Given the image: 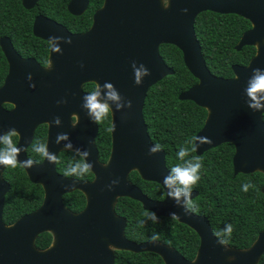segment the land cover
<instances>
[{"label": "water", "instance_id": "95a60500", "mask_svg": "<svg viewBox=\"0 0 264 264\" xmlns=\"http://www.w3.org/2000/svg\"><path fill=\"white\" fill-rule=\"evenodd\" d=\"M36 1L22 0V3L28 8ZM87 4L88 0H70L67 10L79 15ZM184 8L189 10L187 14L183 13ZM205 11L235 14L250 23L251 27L234 48L254 46L255 54L247 65H232L231 78L213 75L202 57L194 20ZM32 31L46 41L59 36L70 38L72 43L59 42L62 54L52 53L50 49L51 64L45 69L33 59L21 60L10 41L0 39L10 66L0 86V134L16 128L18 146L25 147L20 159H26L25 150L37 125L48 124L46 144L56 155L67 143L56 144V135L66 132L75 147L90 152L88 161L94 164L93 180L64 178L47 161L30 169L23 168L32 183L42 186L43 201L35 211L6 225L2 210L9 183L2 177L4 167H0V264H114V252L119 250L152 252L164 264H257L264 253V229L246 249L223 246L205 216L185 212L168 198L161 183L168 171L165 153L163 150L155 155L148 153L152 142L142 108L148 89L173 74L159 55V46H175L182 54L184 66L197 80L178 99L192 101L207 111L195 137H207L212 143L199 148L196 155L230 143L234 147L233 175L256 171L264 175L263 115L247 107L244 94L252 69L264 68V0H171L166 9L162 0H104L103 6L93 14L90 28L83 33L72 34L42 16L33 22ZM133 61L137 65L143 63L151 72L142 86L134 83ZM17 69L21 76L14 75ZM105 81L112 82L133 106L121 112H115L113 106L110 155L106 163H101L94 143L97 124L89 121L81 107L86 94L81 86L85 82L102 86ZM61 100L67 103L59 104ZM3 104L12 108L7 110ZM73 113L77 114L75 125L70 121ZM57 116L62 120L59 127L50 123ZM133 170L141 179L159 184L163 199L152 200L133 185L128 180ZM114 179H119V184L109 191L107 185ZM74 190L81 191L86 199L78 213L69 211L62 203V195ZM191 196L195 198L197 192L193 191ZM122 197L139 202L143 210L155 211L158 216L171 217L176 213L175 220L194 230L199 238L195 257L187 260L159 242L135 243L125 238L126 220L114 211L117 199ZM43 232L52 234L53 241L46 249L39 250L34 242Z\"/></svg>", "mask_w": 264, "mask_h": 264}, {"label": "trees", "instance_id": "16d2710c", "mask_svg": "<svg viewBox=\"0 0 264 264\" xmlns=\"http://www.w3.org/2000/svg\"><path fill=\"white\" fill-rule=\"evenodd\" d=\"M67 2L68 0H39L35 9L26 11L20 6L19 0H0V36H8L19 52L35 56L39 62L44 63L47 49L42 45V40L32 35V16L36 12L43 13L64 24L70 32H84L91 24L92 13L101 6L103 0H89L88 9L80 16H72L67 12ZM250 27L249 21L235 14L205 11L196 16L195 35L207 69L213 75L230 78L233 76L232 65H247L254 56V46H243L240 50L234 48L241 35ZM159 54L164 63L173 70V74L164 77L149 89L143 106V118L151 142L163 146L165 165L169 171L183 163L177 152L181 147L189 150L193 147L192 139L203 126L207 111L192 101L178 99L180 93L197 83L184 66L181 52L173 45L163 44L159 47ZM6 67L0 50V86L6 75ZM84 88L90 92L93 85L86 84ZM262 118L264 121V115ZM109 122L110 118L98 124L95 144L101 163L107 161L110 153ZM44 132L45 128L37 129L28 152L30 159H41L33 151V146L44 143ZM233 154L234 147L230 143H223L201 155L189 152L186 159L199 156L202 163L201 179L193 188L197 196L192 199L198 211L192 213L205 216L214 235L225 224L231 223L233 234L228 247L246 249L264 229V175L258 171L233 175ZM72 155L73 153L64 150L57 157L59 163L56 164V170L63 176L72 162ZM3 178L10 187L4 197L2 220L10 225L21 216L35 211L41 205L44 193L40 185L29 181L20 167H5ZM92 178L93 175L90 174L79 180L90 181ZM129 180L150 199H163L164 192L159 184L142 180L135 171L129 174ZM249 181L259 190L250 189L247 193L241 191V185ZM63 204L77 213L85 206V196L76 190L63 196ZM114 210L126 220L124 236L128 240L135 243L159 242L175 249L187 260L195 257L199 238L188 226L163 216H158V224L147 221L146 225H141L140 222L150 211L143 210L139 202L126 197L117 199ZM154 233L159 234L158 240L152 239ZM51 242L52 235L43 232L36 237L34 245L43 250ZM114 264L164 262L152 252L133 253L119 250L114 253ZM257 264H264V253Z\"/></svg>", "mask_w": 264, "mask_h": 264}, {"label": "clouds", "instance_id": "9594fccd", "mask_svg": "<svg viewBox=\"0 0 264 264\" xmlns=\"http://www.w3.org/2000/svg\"><path fill=\"white\" fill-rule=\"evenodd\" d=\"M171 0H162V5L167 8ZM183 13L187 14L189 10L187 8L182 9ZM63 40L66 44H71L70 38L51 36L48 38L49 48L52 53L62 54L63 49L60 47V41ZM83 67V65H82ZM132 70L134 75V83L137 86H142L146 77L151 75L150 70L143 64L137 65L135 61L132 62ZM32 79L31 74L28 77ZM245 104L253 112H259L264 115V68L256 67L252 69V75L247 81V86L244 89ZM59 104H66L67 100L58 101ZM113 106H115V112H121L125 108H132V101L126 100L117 89V87L109 81H105L101 86L97 83L93 86V89L86 93L82 97V109L86 112L90 122L99 124L109 119L114 113ZM51 125L59 127L62 124V120L59 116L50 122ZM264 124V121H261ZM112 130V129H110ZM19 133L16 128H10L6 132L0 134V167L10 168H24L30 169L33 166H38L41 162L47 161L49 165L55 166L59 163L55 152L49 150V147L45 143H38L33 146V151L41 157L40 160H34L30 158L20 159V155L24 152V146H18ZM61 141H66L64 150H67L72 155V162L67 166L64 171L65 177H76L83 179L90 175L93 171L94 164L89 163L88 157L90 152L87 149L75 147L70 135L66 132L58 133L56 135V144H60ZM192 143L194 146L189 150L188 148L181 147L178 152V158L183 161L181 164H177L167 171V175L162 178V184L164 190L167 192L168 198L174 200L177 207H181L185 212L198 211L197 206L191 199V193L193 188L201 179L200 171L202 168L201 159L199 156L186 159L189 156V152H196L199 148L205 144H210L212 141L207 137L197 136L193 137ZM162 145L160 143H152L148 149L150 155L158 154L162 151ZM78 157V159H77ZM119 184V179L112 180L111 184L107 185L108 190H113V186ZM250 189L259 190L252 182H246L241 185L240 190L247 193ZM171 217L177 219L178 215L172 213ZM147 221H151L152 224L160 223V218L155 211L146 213L145 219L140 223L146 225ZM233 234V225L231 223L225 224L223 229L215 235L218 238V242L223 246H228ZM159 234L154 233L153 240H158ZM232 259V258H230Z\"/></svg>", "mask_w": 264, "mask_h": 264}, {"label": "flooded vegetation", "instance_id": "af4514ba", "mask_svg": "<svg viewBox=\"0 0 264 264\" xmlns=\"http://www.w3.org/2000/svg\"><path fill=\"white\" fill-rule=\"evenodd\" d=\"M38 1L39 0H37L34 4H32L30 7H24V5H23V3H22V0H19V4H20V6L24 9V10H26V11H32L33 9H35V7L37 6V3H38ZM69 1L70 0H68V2H67V4H66V10H67V5H68V3H69ZM103 2H104V0H103ZM103 2H102V4H101V6L99 7V8H97L93 13H92V15H91V23H92V18H93V14L97 11V10H99L102 6H103ZM88 6H89V0H88V4H87V7H86V9L83 11V13H85L86 12V10L88 9ZM67 12L69 13V11L67 10ZM83 13H81V14H79V15H72V16H80V15H82ZM70 14V13H69ZM39 16H42V17H44V18H46V19H50V20H52V21H54V22H56L57 24H59V25H61V26H64L65 28H66V26L64 25V24H62V23H60V22H58L57 20H55V19H53L52 17H49V16H47V15H45V14H43V13H35L33 16H32V18H31V23H32V25H33V22L36 20V18L37 17H39ZM32 25H31V32H32V35L35 37V38H38V39H40V40H42L43 42H42V45H44L45 47H46V49H47V53H46V58H45V62L44 63H41V62H39L36 58H35V56H32V55H29V54H25V53H21V52H19L17 49V47L15 46V44H13L12 43V41H11V39L8 37V36H0V39L1 38H7L9 41H10V43H11V45H12V47H13V49H14V51L17 53V55H19L20 56V58H21V60H26V59H29V60H34L39 66H41V67H43V68H45V69H47V68H49L50 67V48H49V41H46V40H44V39H42V38H39V37H37V36H35L34 34H33V31H32ZM90 26H91V24H90ZM90 26H89V28H90ZM88 28V29H89ZM67 29V28H66ZM87 29V30H88ZM68 30V29H67ZM86 30V31H87ZM69 31V30H68ZM70 32V31H69ZM85 32V31H84ZM70 33H72V34H78V33H75V32H70ZM79 33H83V32H79ZM163 45V44H162ZM161 46V45H160ZM159 46V47H160ZM0 50H1V52H2V54H3V56H4V59H5V62H6V65H7V67H6V75H5V77L8 75V72H9V68H10V66H9V61L7 60V58H6V56H5V54H4V52H3V50H2V48H1V46H0ZM158 51H159V48H158ZM160 55V54H159ZM19 69V68H18ZM18 69L17 70H14V75H16V76H21L22 74L18 71ZM5 77H4V79H3V82H2V84L4 83V80H5ZM233 77V76H232ZM231 78V77H230ZM162 80V79H161ZM160 81V80H159ZM158 81V82H159ZM1 84V85H2ZM86 84H92L93 86H95L96 85V83L95 82H85V83H83L82 84V86H81V90L84 92V93H88L89 91H87V90H85V88H84V86L86 85ZM154 85H156V83L154 84ZM153 85V86H154ZM153 86H151V87H153ZM150 87V88H151ZM149 88V89H150ZM149 89H148V91H149ZM147 91V92H148ZM147 95V94H146ZM146 98V97H145ZM144 102H145V99H144ZM143 106H144V103H143ZM3 107L5 108V109H7V110H10L11 108H12V106L10 105V104H3ZM203 108V107H202ZM142 115H143V108H142ZM111 120H112V115H111V117H110V122H109V133H110V129H111ZM143 120H144V118H143ZM70 121H71V123H72V125H75L76 123H77V114L76 113H73V114H71V116H70ZM144 123H145V121H144ZM146 125V124H145ZM39 128H41V129H43V128H45V132H44V136H45V139H44V143L46 144V141H47V136H48V124L47 123H42V124H39V125H37L36 126V128H35V131H34V133H33V138H32V140H31V142H30V144L27 146V148H26V150H25V155H26V158H30L29 157V155H28V152H29V150H30V148H31V146H32V143H33V140H34V136H35V134H36V131H37V129H39ZM147 128V127H146ZM98 124H97V133H96V136H95V139H94V143H95V140H96V137H97V134H98ZM148 133V132H147ZM18 142H19V138H18ZM95 146H96V144H95ZM97 148V147H96ZM110 149H111V133H110ZM61 151H64V149H62ZM61 151H59V153L61 152ZM97 152H98V150H97ZM59 153L57 154V157H58V155H59ZM109 155H110V153H109ZM108 158H109V156H108ZM108 160V159H107ZM107 162V161H106ZM105 162V163H106ZM166 166V165H165ZM167 168V167H166ZM23 169V168H22ZM4 170H5V167H4V169H3V172H4ZM24 170V169H23ZM55 171H56V173L57 174H59L60 176H62V177H64V178H68V179H73V180H79V179H75V178H69V177H65V176H63V175H61L59 172H57V170H56V165H55ZM133 171H135V170H133ZM133 171H131V172H133ZM3 172H2V177H3ZM25 172V171H24ZM130 172V173H131ZM136 172V171H135ZM129 173V174H130ZM92 174V173H91ZM138 174V173H137ZM27 175V174H26ZM93 175V174H92ZM139 175V174H138ZM28 177V176H27ZM140 177V176H139ZM141 178V177H140ZM4 179V178H3ZM5 180V179H4ZM92 180H93V178H92ZM92 180H90V181H92ZM128 180H129V175H128ZM143 180V179H142ZM6 181V180H5ZM30 181V180H29ZM80 181H84V180H80ZM130 181V180H129ZM144 181H146V180H144ZM31 182V181H30ZM87 182H89V181H87ZM131 182V181H130ZM32 183V182H31ZM132 183V182H131ZM34 184H36V183H34ZM133 184V183H132ZM39 185V184H38ZM134 185V184H133ZM41 186V185H40ZM136 186V185H135ZM9 187H10V185H9ZM42 187V186H41ZM137 187V186H136ZM139 188V187H138ZM43 189V188H42ZM140 189V188H139ZM163 190V189H162ZM74 191H76V190H74ZM74 191H72V192H74ZM77 191H79V190H77ZM81 192V191H80ZM142 192V191H141ZM44 193V192H43ZM69 193H71V192H69ZM69 193H65V194H69ZM82 193V192H81ZM143 193V192H142ZM65 194H63L62 195V203H63V196L65 195ZM83 194V193H82ZM144 194V193H143ZM84 195V194H83ZM145 195V194H144ZM85 196V195H84ZM5 197V196H4ZM43 197H44V195H43ZM148 197V196H147ZM164 197V196H163ZM122 198H124V197H122ZM119 199V198H118ZM162 200V199H161ZM117 202V201H116ZM85 203H86V199H85ZM42 204V203H41ZM116 204V203H115ZM64 205V204H63ZM64 207H65V205H64ZM39 208V207H38ZM66 209H68L67 207H65ZM114 208H115V206H114ZM69 210V209H68ZM3 211V210H2ZM69 211H71V210H69ZM115 211V210H114ZM72 212V211H71ZM80 212V211H79ZM74 213V212H73ZM78 213V212H77ZM192 213V212H191ZM195 214V213H194ZM199 215V214H198ZM3 221V220H2ZM52 235V234H51ZM52 241H53V236H52ZM51 244H52V242H51ZM50 244V245H51ZM49 245V246H50ZM48 246V247H49ZM115 253V252H114Z\"/></svg>", "mask_w": 264, "mask_h": 264}]
</instances>
